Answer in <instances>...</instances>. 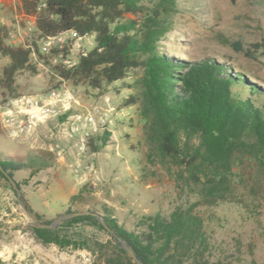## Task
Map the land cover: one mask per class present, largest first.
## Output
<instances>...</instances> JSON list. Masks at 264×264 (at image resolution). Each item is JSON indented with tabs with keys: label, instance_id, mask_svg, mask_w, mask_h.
<instances>
[{
	"label": "rangeland",
	"instance_id": "obj_1",
	"mask_svg": "<svg viewBox=\"0 0 264 264\" xmlns=\"http://www.w3.org/2000/svg\"><path fill=\"white\" fill-rule=\"evenodd\" d=\"M178 4L172 29L160 46L163 55L174 61L223 63L234 75L244 74L264 89V0H178ZM34 22L23 0H0V24L10 29L8 43L32 42ZM65 40L66 55L56 53L55 47L42 49L46 58L34 54L38 72H19L16 93L1 85L10 59L0 54V160L39 155L50 163L14 172L23 199L0 173V264H105L94 242L111 238L106 228L90 220L74 222L65 230L79 234L88 244L61 247L44 243L36 238L23 201L42 223L77 209L102 214L109 209L119 224L136 231L144 229L149 216L170 215L177 207L194 206L214 236L216 250L212 256L188 264H264V172L252 163L237 166L234 193L212 204L201 202L177 180L176 170L148 159L145 121L137 104L124 102L134 91L128 87L130 78L95 89L54 74V65L64 63V56L71 65L81 48L95 45L93 36L77 38L69 33ZM237 40L253 54L237 50L233 45ZM51 88L62 93L58 114L32 134L14 136L3 120L5 103L15 96L39 95ZM66 92L79 101L75 107L67 102ZM88 111L96 115L97 129L87 127L71 136L72 127L83 120L76 115ZM107 131L110 141L100 150L88 146L86 134L96 137ZM82 138L84 150L80 148Z\"/></svg>",
	"mask_w": 264,
	"mask_h": 264
},
{
	"label": "trees",
	"instance_id": "obj_2",
	"mask_svg": "<svg viewBox=\"0 0 264 264\" xmlns=\"http://www.w3.org/2000/svg\"><path fill=\"white\" fill-rule=\"evenodd\" d=\"M23 6L35 17L38 38L66 33L94 37L93 48H82L71 65H54V74L95 89L130 78L128 87L134 91L124 102L137 104L145 121L148 159L176 170L177 180L201 202L212 204L234 193L237 166L252 163L264 172V89L244 74L234 75L223 63L174 61L160 52L178 12V0H23ZM9 30L0 24V54L10 59L1 85L16 93V75L26 70L37 73L34 54L47 56L34 37L27 44L8 43ZM233 45L248 56L253 54L239 40ZM108 141L109 131L91 137L88 146L98 151ZM0 164L12 177L23 168L50 165L39 155L6 158ZM0 173L9 180L2 169ZM103 214L116 234L94 242L105 264H138L120 239L145 264L198 263L216 250L215 238L194 206L149 216L142 231L119 224L109 209ZM83 220L105 229L97 216L87 214L55 228L33 226V231L44 243L83 246L88 242L65 230Z\"/></svg>",
	"mask_w": 264,
	"mask_h": 264
},
{
	"label": "built area",
	"instance_id": "obj_3",
	"mask_svg": "<svg viewBox=\"0 0 264 264\" xmlns=\"http://www.w3.org/2000/svg\"><path fill=\"white\" fill-rule=\"evenodd\" d=\"M33 27L36 32V21L34 22ZM66 34H62L56 37L38 38L36 32L34 38L37 39L41 51L47 49L52 50L55 47L56 50H61L60 54H63V50L66 48ZM71 34H73L77 38H82L78 37L76 33ZM64 60L65 64L69 63V60L66 56H64ZM61 95L62 93L58 88H51L48 90V92L41 93L39 95L15 96L8 100L4 105V123L14 136L30 135L35 132L42 123H45L47 120L51 119L52 116H56L58 114L57 104L60 101ZM66 96L67 102H69L70 104L74 103V107L79 103V101L74 97V95H72V93L66 92ZM76 116H78L79 118H83V120L82 122H80V124L72 127V131L70 134L71 136H74L81 129H85L87 127L93 128L95 130L97 129L96 115L92 111H88L85 114L78 113ZM105 116L107 115L105 114ZM71 117H74V115ZM101 121L104 123L106 121V118L103 117ZM86 135H89L88 139L90 140V134ZM82 139L84 142L80 145V148L84 150L86 148V141L85 138Z\"/></svg>",
	"mask_w": 264,
	"mask_h": 264
},
{
	"label": "water",
	"instance_id": "obj_4",
	"mask_svg": "<svg viewBox=\"0 0 264 264\" xmlns=\"http://www.w3.org/2000/svg\"><path fill=\"white\" fill-rule=\"evenodd\" d=\"M1 169L5 172L6 176L9 178L11 184L13 185V187L15 188V190L18 193V196L20 199H23V194H22V190L20 188V186L17 184L16 180L14 177H12L7 171H5L2 167V165L0 164ZM23 207L26 210V212L30 215V217L33 220V224L36 227H47V228H55L57 226H59L63 221L68 220L70 218H73L75 216H79V215H87V214H91V215H95L99 218L100 222L103 224V226L112 234V235H116L115 231L107 224L106 222V218L105 215L93 210V209H84V210H77L74 212H69V213H64L61 214L60 216H58L54 221L50 222V223H42L40 221L39 216L32 210L30 209V207L27 205L26 201H23ZM121 242V246L129 253V255L138 263V264H145L143 261H141L134 249L123 239H120Z\"/></svg>",
	"mask_w": 264,
	"mask_h": 264
}]
</instances>
